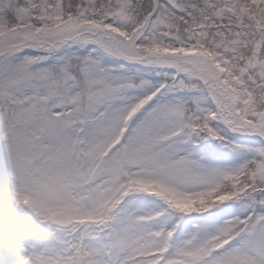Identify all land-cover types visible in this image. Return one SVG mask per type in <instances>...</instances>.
I'll return each instance as SVG.
<instances>
[{"label":"snow or ice","instance_id":"1","mask_svg":"<svg viewBox=\"0 0 264 264\" xmlns=\"http://www.w3.org/2000/svg\"><path fill=\"white\" fill-rule=\"evenodd\" d=\"M103 152L209 201L143 194L110 264H264V0H0V170Z\"/></svg>","mask_w":264,"mask_h":264},{"label":"rangeland","instance_id":"2","mask_svg":"<svg viewBox=\"0 0 264 264\" xmlns=\"http://www.w3.org/2000/svg\"><path fill=\"white\" fill-rule=\"evenodd\" d=\"M107 156L103 152L90 164L71 167L45 160L30 169L10 160L0 170V264H110L145 242L132 234L131 226L115 227L139 206L134 202L143 194L163 197L180 211L196 210L208 200L178 197L139 179L121 183L119 170L106 166ZM55 213L71 225L61 228L51 223ZM156 219L136 217L135 225Z\"/></svg>","mask_w":264,"mask_h":264},{"label":"water","instance_id":"3","mask_svg":"<svg viewBox=\"0 0 264 264\" xmlns=\"http://www.w3.org/2000/svg\"><path fill=\"white\" fill-rule=\"evenodd\" d=\"M51 220L53 223H56L61 226L69 225V223L64 219V217L59 214L54 215Z\"/></svg>","mask_w":264,"mask_h":264},{"label":"trees","instance_id":"4","mask_svg":"<svg viewBox=\"0 0 264 264\" xmlns=\"http://www.w3.org/2000/svg\"><path fill=\"white\" fill-rule=\"evenodd\" d=\"M197 204H198V206H200V204L198 203V202H196ZM207 203L204 201L203 203H202V205H203V207L206 205Z\"/></svg>","mask_w":264,"mask_h":264}]
</instances>
